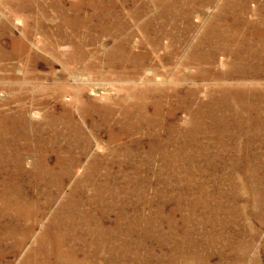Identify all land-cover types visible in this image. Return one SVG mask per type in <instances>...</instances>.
Listing matches in <instances>:
<instances>
[{"label": "rangeland", "instance_id": "1", "mask_svg": "<svg viewBox=\"0 0 264 264\" xmlns=\"http://www.w3.org/2000/svg\"><path fill=\"white\" fill-rule=\"evenodd\" d=\"M0 264H264V0H0Z\"/></svg>", "mask_w": 264, "mask_h": 264}]
</instances>
